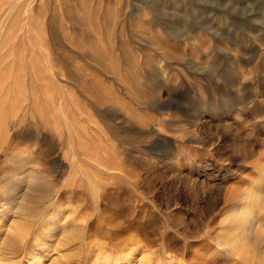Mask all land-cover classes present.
Wrapping results in <instances>:
<instances>
[{"label":"rangeland","instance_id":"374dc122","mask_svg":"<svg viewBox=\"0 0 264 264\" xmlns=\"http://www.w3.org/2000/svg\"><path fill=\"white\" fill-rule=\"evenodd\" d=\"M248 194L264 195V0H0V213L41 210L18 264L45 231L40 264H84V243L55 240L86 213L110 240L102 207L151 264H259L216 243Z\"/></svg>","mask_w":264,"mask_h":264},{"label":"bare ground","instance_id":"6f19581e","mask_svg":"<svg viewBox=\"0 0 264 264\" xmlns=\"http://www.w3.org/2000/svg\"><path fill=\"white\" fill-rule=\"evenodd\" d=\"M243 151L246 157L247 156L252 157L254 155L252 151L246 149ZM33 198L31 196L30 197L25 196L21 198L23 203L22 204L20 203V206H17L18 218L14 221L12 225L5 222L3 220V214L0 213V264H14V263L18 264L17 262L18 254L21 251V249L24 247V244L27 242L26 237H27L28 225H29L28 217L37 215L38 213L41 212L39 208L31 206L30 203L32 202V200L35 199ZM240 201H242L243 203L239 212L237 213L235 212L224 219H220L221 221H219V223H223L227 221L229 223L231 222V224L232 223L234 224L233 225L234 228L232 230L231 229L230 231L228 230L229 231L228 233L225 232L227 236L230 237L229 240L227 239L226 241L225 240L223 241L221 238L218 237L216 243L217 244L220 243L219 241L221 240L220 245L226 246V243L231 241L232 244L235 243L241 246L242 251L239 254V258L244 263H246V261L248 262L249 259H251V257H255V255L258 252H260V250H262L260 252L261 260L259 264H264V230L263 227H261L262 225L260 226L257 220L255 219L254 210H253L255 204L256 205L262 204L264 208V195L258 198V196H252L248 194V196H244L243 198H241ZM74 214L75 213H71L69 216L70 217L75 216ZM99 214H103L104 216L103 221L107 223L110 231L113 233L112 234L113 236L110 239L111 241H113L111 242L113 244L110 243V240H108L109 238L107 234H105V232L102 233L104 235H101L100 233V231L103 229L102 228L103 224H100L102 221H100L99 218H97L99 215H96V217H94L93 220L94 223L92 224V219H89L91 214L86 213L83 217L81 216L79 220L73 218H71V220L67 219L68 221H71L70 227L67 229V233L64 234L63 237H58L55 240L57 241V245L60 248H64L70 245H74L77 242L79 243V245L81 243H84L87 253V259L84 264H107L105 261L100 262L101 260L100 258L103 257L105 258V256L108 257L115 256V258L119 262V263L117 262V264H151L150 258L148 257L142 256L140 258H137L133 256L135 252L133 253L132 251L136 250L137 246L141 245V239H139L135 234L131 235L130 227L128 228L126 226H123L122 224L123 222L120 217L113 216V214L107 211L106 207H102L100 209ZM218 216H221V213ZM51 222L52 221L46 222L45 226L48 228L50 225H52ZM95 223H96V228L95 230H93L91 228L93 225H95ZM220 233H221L220 231L217 232V234L219 235ZM41 234L42 233H40L39 235ZM53 236L55 235L52 234L51 231L48 232L45 231V233L42 235L41 238L35 235L32 242L30 241V243L33 244L32 245L33 247H30L27 252L28 255L27 258L25 257L26 258L25 264H40L42 262L41 261L42 258L48 254L46 252V249L49 248V245L47 244V240L53 238ZM45 238L46 240H44ZM108 249L110 250L111 253L110 252L106 253ZM125 249H128V251L124 252ZM80 252L81 251L79 249V250H74L71 253L61 254L60 259H54L51 264H69L67 263V261L73 259H75L74 262L75 264H82L80 263V259H81ZM197 253L191 258V261L194 263L202 260L203 259L202 257L205 255L204 254L200 256L197 255ZM203 263L204 262H202V264Z\"/></svg>","mask_w":264,"mask_h":264}]
</instances>
